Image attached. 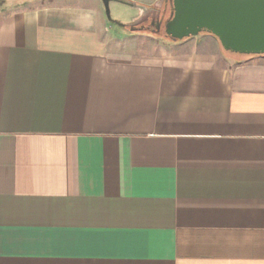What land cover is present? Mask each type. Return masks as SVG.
<instances>
[{"label":"crops","instance_id":"1","mask_svg":"<svg viewBox=\"0 0 264 264\" xmlns=\"http://www.w3.org/2000/svg\"><path fill=\"white\" fill-rule=\"evenodd\" d=\"M109 4L0 0V264H264V57Z\"/></svg>","mask_w":264,"mask_h":264},{"label":"water","instance_id":"2","mask_svg":"<svg viewBox=\"0 0 264 264\" xmlns=\"http://www.w3.org/2000/svg\"><path fill=\"white\" fill-rule=\"evenodd\" d=\"M165 1L168 14H159L155 33L162 27L163 35L173 41L207 33L217 39L223 51L264 55V0Z\"/></svg>","mask_w":264,"mask_h":264},{"label":"rangeland","instance_id":"3","mask_svg":"<svg viewBox=\"0 0 264 264\" xmlns=\"http://www.w3.org/2000/svg\"><path fill=\"white\" fill-rule=\"evenodd\" d=\"M168 8L165 7V14H168ZM103 13H108V17L110 18V25L112 27V32H115V34L121 33L125 38L131 37L130 35H133L134 40L136 43L141 42L144 43V41H147V39H160L164 43H172L168 39L163 38L160 34H152L149 31V25H142V24H132L129 30L124 28V21L126 22L131 15L134 14V9L129 8L128 6H122V5H111L109 4L106 8H104ZM120 21V23H119ZM141 26L146 27V30L140 29ZM130 30H139V31H130ZM169 41V42H168Z\"/></svg>","mask_w":264,"mask_h":264},{"label":"flooded vegetation","instance_id":"4","mask_svg":"<svg viewBox=\"0 0 264 264\" xmlns=\"http://www.w3.org/2000/svg\"><path fill=\"white\" fill-rule=\"evenodd\" d=\"M157 22V20L155 19V20H153V23L152 24H150L151 22L150 21H146V22H144L142 25H149V31L151 32H156V30H155V28H156V23ZM161 33H163L162 32V27H160V31L158 32V34H161Z\"/></svg>","mask_w":264,"mask_h":264},{"label":"trees","instance_id":"5","mask_svg":"<svg viewBox=\"0 0 264 264\" xmlns=\"http://www.w3.org/2000/svg\"><path fill=\"white\" fill-rule=\"evenodd\" d=\"M164 2V0H162ZM160 5V4H159ZM160 6L158 5H155L154 8H158ZM226 52V51H225ZM226 53H229V52H226ZM238 55V54H236ZM239 56H244V57H264V55H261V56H255V55H248V56H245V55H239Z\"/></svg>","mask_w":264,"mask_h":264}]
</instances>
